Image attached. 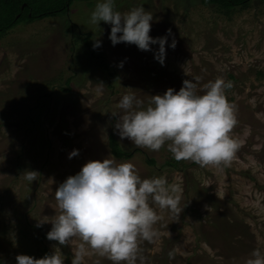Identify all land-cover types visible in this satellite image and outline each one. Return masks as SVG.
I'll return each instance as SVG.
<instances>
[{
    "label": "rangeland",
    "instance_id": "374dc122",
    "mask_svg": "<svg viewBox=\"0 0 264 264\" xmlns=\"http://www.w3.org/2000/svg\"><path fill=\"white\" fill-rule=\"evenodd\" d=\"M102 2L76 0L67 15L22 16L0 38V264H17V255L43 258L57 247L71 264L79 238L61 246L42 237L51 223L36 224L59 214V184L108 157L132 163L142 179L163 176L181 188L179 216L152 204L162 219L158 236L140 242L143 264H245L254 249L264 254V0L234 7L218 6L221 0L114 2L122 14L143 6L153 15L149 35H167L163 66L158 44L151 51L113 46L111 25L90 23ZM218 77L233 84L226 97L238 121L231 136L239 149L229 166L200 167L177 161L167 146L150 151L120 139L112 114L122 113L123 95L134 93L146 107L168 88L178 92L185 79L203 94ZM109 131L130 157L110 154ZM74 149L79 155L69 159ZM25 171L40 175L29 182ZM87 251L83 264H112Z\"/></svg>",
    "mask_w": 264,
    "mask_h": 264
},
{
    "label": "clouds",
    "instance_id": "9594fccd",
    "mask_svg": "<svg viewBox=\"0 0 264 264\" xmlns=\"http://www.w3.org/2000/svg\"><path fill=\"white\" fill-rule=\"evenodd\" d=\"M152 20L153 15L143 6L123 14L116 11L114 0L98 3L90 17L92 24L103 21L111 25L109 39L113 46L123 42L151 51V45L158 44L155 59L163 66L167 35L150 36ZM167 33L171 35V29ZM100 46V40L95 39L93 48ZM175 46L173 39L170 47ZM232 87L231 81L218 77L204 85L203 94H198L197 83L185 79L178 92L168 88L163 95L151 96L146 107L134 93L125 94L119 102L122 113L112 114L117 118L115 130L121 140L128 139L138 148L159 151L167 146L177 161L189 160L200 167H227L239 149L238 141L231 136L238 123L236 107L226 97V90ZM78 155L79 150L74 149L68 158ZM38 175L36 171L23 173L29 182L36 181ZM180 193L181 188L169 184L163 176L142 179L130 162L117 163L109 157L93 160L59 184L55 190L59 214L51 220L38 221L36 227L51 223L46 238L61 246L79 238L81 243L71 264H83L89 254L87 249L112 264H137L138 260L143 264L140 242H151L158 236L154 225L162 219L152 204L179 216L183 210L179 207ZM57 249L39 259L17 255L16 261L64 264ZM245 264H264V254L254 249Z\"/></svg>",
    "mask_w": 264,
    "mask_h": 264
},
{
    "label": "trees",
    "instance_id": "16d2710c",
    "mask_svg": "<svg viewBox=\"0 0 264 264\" xmlns=\"http://www.w3.org/2000/svg\"><path fill=\"white\" fill-rule=\"evenodd\" d=\"M210 1L211 0H202L204 3H209ZM246 1L247 0H221L222 3L216 5L220 6L222 4V6L231 5L234 7L236 5H243ZM64 2L65 0H0V38L3 37L22 16H26L30 19H42L59 15L60 11L64 9ZM211 2L214 3L213 1ZM23 3H25V5L22 7ZM55 7L62 8L60 10H55ZM28 13L30 14L29 16L27 15ZM84 41L86 45H90L87 39H84ZM107 145L110 154L115 158L126 159L131 155V151L124 149L120 145L113 131H109L107 135ZM148 162L152 164L153 160L149 159ZM42 237H46V235L43 234Z\"/></svg>",
    "mask_w": 264,
    "mask_h": 264
},
{
    "label": "flooded vegetation",
    "instance_id": "af4514ba",
    "mask_svg": "<svg viewBox=\"0 0 264 264\" xmlns=\"http://www.w3.org/2000/svg\"><path fill=\"white\" fill-rule=\"evenodd\" d=\"M74 1H76V0H65V2H64V9H63V11H60V13H64L65 15H67L68 14V11H69V9H70V7H71V5H73V2ZM80 1H82V0H80ZM84 1V0H83ZM118 2V0H114V2ZM121 1V0H120ZM202 1V0H201ZM138 4H142L141 2H138ZM206 4V3H205ZM207 4H212V5H216V3H207ZM25 5V3H23V5H22V7ZM125 5V4H124ZM115 6V5H114ZM123 6V5H122ZM130 6H131V4H130ZM220 6H222V4L220 5ZM78 7V6H77ZM223 7V6H222ZM62 7H55L54 9L55 10H60ZM119 8V7H118ZM120 8H121V6H120ZM119 8V9H120ZM146 10V9H145ZM30 15V14H29ZM72 25L74 26V24L72 23Z\"/></svg>",
    "mask_w": 264,
    "mask_h": 264
}]
</instances>
